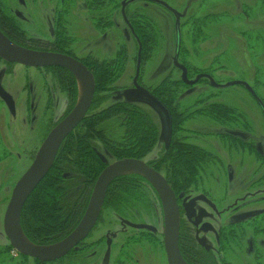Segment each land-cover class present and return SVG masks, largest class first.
Returning <instances> with one entry per match:
<instances>
[{
  "label": "flooded vegetation",
  "instance_id": "obj_1",
  "mask_svg": "<svg viewBox=\"0 0 264 264\" xmlns=\"http://www.w3.org/2000/svg\"><path fill=\"white\" fill-rule=\"evenodd\" d=\"M122 1L36 0V9L33 15L36 19V15L42 13L43 18H41L40 24L36 20L39 24L37 27L25 28V32L30 34V37H26L24 30L17 25L16 20L3 12L4 3L3 0H0V31L11 42L24 49L42 53L62 54L76 59L87 67L93 74L94 79L95 73L98 71L97 67L101 66L102 68V66L109 65L116 69L118 63L124 57V71L118 73L112 82L104 84V86H109V90L105 94L108 99L105 100L103 106L106 107L118 101L120 97L125 100L124 92L134 89L136 87L135 83H137L159 99L170 111L173 126L170 146L167 148L161 139V119L152 109L158 115L156 117L159 120L158 125L160 127V141L156 147L157 149H159V146L161 148L150 158L149 156L155 148L146 153L143 158L136 160L145 162L149 167L160 173L175 195L179 213L177 250L180 256V264H264V125L262 124L263 126L260 128L257 127L258 131H256L247 110H238L223 102L215 103L209 107H202L203 102L198 101L193 104L192 111H190L191 106H182L184 110L180 111L177 116L183 124L177 126L175 119L178 120V118L172 107L178 105L179 102L169 106L153 93L157 86L165 81L161 86H169V72L160 83L147 84L149 81H141L140 71L143 67V61L141 49L138 45L139 39L133 25L138 21L154 24L148 11L151 3H145L141 9L136 4L140 2L126 4V1ZM131 5H135L133 11H127V7ZM43 6H50V8L42 9ZM119 12H121V15L123 14L125 22L123 28L120 26L125 45L119 46L118 44L114 54L110 51L107 58H98L100 56H96L93 52L80 58L79 53L83 51L82 48L85 44L96 41L93 39V34L95 35L101 30H111L118 27L117 18L113 14ZM49 22L52 25V33L47 36L45 33L50 29ZM90 23L94 28L93 33ZM194 30H198L197 33H199L204 28L194 25ZM209 35L210 41L206 44H202L199 41L200 39H197L195 42H199L194 44L196 51H199V49L209 51L208 60L213 66V64L218 63L217 53H212L209 44L212 43L215 34L211 32ZM178 41L180 42V40ZM129 43H135L137 47L136 72L132 79V87L119 84L127 71L129 63L126 49L127 46L129 47ZM181 52L182 47L179 43V49L176 46L173 59L174 67L182 74L181 82H177V86L194 87L199 85L202 80H206L205 85L210 82L212 86H223L221 82H212L215 79V73L219 70L227 71L222 65H216L213 69H211V66L201 68L197 72L200 73V79L197 78L196 81L189 79L186 62L180 59ZM176 58L178 65L186 70L188 81L195 82L193 85L186 84L183 81V70L175 65ZM0 65V88L9 95L14 106L12 111L6 99L0 94L2 116L7 121H5V124L0 123V133L3 136L1 138L5 142L6 140L9 142L7 148L4 147L3 153L6 156L18 155L19 151L13 149L16 147L17 142L24 141L25 132L29 130L27 136L33 134V138L40 142L36 155L34 154L36 158L49 134L76 107L77 103L74 105L73 95L74 92L77 94L78 89H80L78 79L62 67H31L7 61L1 57ZM19 68L31 71L29 75L32 76V80L23 85L24 92L26 91L24 99L17 97L8 88L9 83L6 81L11 75H18L17 70ZM47 74L49 79L55 80V83L58 82L60 86H47L49 85ZM68 82L71 83V86H65V83L68 84ZM242 85L250 88L248 84ZM249 92L256 99L257 106L264 114L263 101L257 98L253 89L250 88ZM64 96L66 101L69 100L73 105L68 104V106L66 104L69 111L65 109L48 132V125L44 126L43 117L45 118L48 111L55 114L61 104L60 100ZM233 109H236L238 114H235ZM198 110L203 111L202 115L197 114ZM183 114L193 116L189 119L190 117H185ZM85 118L64 139L62 144L82 125ZM191 120L192 122L198 120L197 128L187 125ZM10 124L13 128L11 131ZM17 125L19 126L17 127ZM210 126L217 131L208 132L211 129ZM254 130L258 134H253L252 131ZM43 132H45V135H43ZM108 135L112 136L109 132ZM255 137H258V140ZM173 141L176 144L170 154L166 155ZM34 150L35 148L31 152ZM94 150L98 156L102 157L101 160L106 163L105 169L109 165L106 162L105 155L109 153L101 144H98L97 147L94 146ZM250 155L257 156V164L249 163ZM72 183L75 185L68 196L71 198L74 194L79 195L84 186L82 181ZM126 184L131 185L130 183ZM132 185L128 187H132L133 196L126 198L125 202L121 200L110 201L106 204L105 197L100 215L93 229L65 257L53 262H41L31 259L35 260L37 264H57L67 259H69L68 264H171V255L167 247V214L163 201L152 184L143 176L134 173ZM141 188L144 189L146 194L141 192ZM147 194L149 198L146 196ZM91 196L80 221L87 211ZM72 204L67 203L68 209ZM63 206L64 204L62 205L59 202L58 209H63L62 212H64ZM104 211H110L114 216L123 218L120 223L122 228L118 226L116 229L107 230L96 241H93L92 235L95 234L97 227L102 224ZM153 214L156 222L144 221L146 217ZM75 228L62 240L50 244L63 241ZM91 248H97V250L90 252ZM86 256L89 258L88 262L82 261L80 263L78 261L79 258H85ZM105 257H108V260L111 259V261L106 262Z\"/></svg>",
  "mask_w": 264,
  "mask_h": 264
},
{
  "label": "rangeland",
  "instance_id": "obj_2",
  "mask_svg": "<svg viewBox=\"0 0 264 264\" xmlns=\"http://www.w3.org/2000/svg\"><path fill=\"white\" fill-rule=\"evenodd\" d=\"M124 1H126V4L130 2H140L136 4L141 7V9L145 3H151L149 4L148 11L153 18L154 25L160 37L158 39V50L146 60L145 63L143 62V67L140 71L141 81H149L147 84L160 83L169 72L170 88H173L177 96L173 103L179 102L178 105L172 107L176 116L180 114V111L182 112V110H184L182 106H191L190 108L192 109L190 111H192L194 107L193 104L198 101L203 102L202 107H209L215 103L223 102L238 110H247L251 122H253L256 127V131H258L257 127L260 128L264 125V114L257 106L256 99H254L249 92L250 88L253 89L257 98L264 103V0H123L122 2ZM3 3V12L7 13L11 18H14L17 25H19L24 32L26 27H37V25L41 23L40 20L43 18L42 13H40V15L37 14L36 19L33 15L36 9V0H3ZM126 4L125 6H127ZM134 6L135 5L127 7V11H133ZM48 8H50V6L42 7V9ZM113 16L117 18L118 27H114L115 29L111 30H101L99 33L93 34V39L96 41L94 43L85 44L84 48H82L83 51L79 53L80 58L91 52L96 56H100L98 58H107V54L110 51L114 54L118 44L119 46L125 45L121 29L125 24L123 14L121 15V12H119L113 14ZM48 25L50 29L45 34L50 36L52 33L51 22H49ZM194 25H199V27H203L204 30L197 33L198 30H194ZM90 28L93 33L94 28L92 24ZM211 32L215 34V36H213V41H211L212 43L209 44V47L213 54L217 53L218 61V63L213 64V66L208 60L209 51L204 49L196 51V46L194 44L199 41L202 44H206L210 41L209 33ZM25 36L30 37V34L25 32ZM178 36L180 37L179 40L182 47L180 59L186 62L185 65L189 79L193 81H196L197 78L200 79V73L197 72L201 68H208L211 66V69H213L216 65H222L227 71L219 70L215 73V79H213L212 82H221L223 86H212L210 82L205 85L206 80L200 81V84L194 87L176 85L177 82H181L182 76L181 72L173 65ZM197 39L200 40L195 42ZM126 49L129 63L127 71L119 84L121 83L123 86L132 87V79L136 72L137 47L135 43H129V47L127 46ZM30 73L31 71L19 68L17 70L18 75H11L6 80L7 83H9L8 88L12 90L17 97L19 96V98L24 99L26 91L24 92L23 85L32 80V76L29 75ZM210 77L212 76L210 75ZM47 78L49 79L48 74ZM236 82H241V84L235 85ZM48 84L47 86H60L59 83H55L53 79H49ZM242 84H248L250 88ZM65 86H71V83H65ZM78 90L79 93L77 92L76 94V92H74L73 95L74 105L79 102L81 97V91L80 89ZM103 94L107 93L104 92ZM60 101L61 104L55 114L48 111L45 118L43 117V124L44 126H46V124L48 125V132L55 120L65 109H68L66 104H71L69 100L66 101L65 96ZM141 106L149 111L158 123L159 120L156 117L158 115L148 106ZM1 108L2 107H0V123L5 124L7 121L6 119L4 120L2 116L3 110ZM233 111L235 114H238L236 109H233ZM202 112V110H198L197 114L202 115ZM183 116L190 117L189 119H191L193 115L188 116V114H183ZM177 118L178 121L176 125H182L183 123L179 120L178 116ZM197 124H199L198 120L196 122H192L191 120L187 123V125L192 128H197ZM18 126L19 125H17V127ZM9 127L11 131L13 129L12 125L10 124ZM210 128L208 132L217 131L211 126ZM255 130L252 132L256 135L258 133H255ZM28 131L29 130L25 132L24 141L17 142L16 147L13 149L18 150L19 154L8 156L3 153V149L4 147L7 148L9 142H7V140L5 142L1 138L3 136L0 133V264H37L35 260L18 254L10 246L3 228L5 212L11 199L13 189L32 165L40 143L33 138V134L27 136ZM16 132L18 133V131ZM43 135H45V132H43ZM111 137H114V135L112 134ZM255 139L258 140V137H255ZM34 148L35 152H31ZM158 148L160 149L161 147L159 146ZM159 149L155 147L149 158ZM105 156L107 163L111 164L114 162L112 156L109 154ZM257 160L258 158L256 155H250L249 163L257 164ZM78 181H80L79 177H75V179L73 177L74 183ZM141 192L146 194L142 188ZM76 196L77 194L73 195L74 198ZM146 196L149 198L148 194ZM153 216L154 214L146 217L144 221L156 222ZM122 219L123 218L114 216L110 211H106L103 215L102 224L97 227L95 234L93 233L92 235L93 241H96L97 238L107 230L116 229L118 226L122 228L120 225ZM94 250H97V248H91L90 252ZM68 260L69 259L60 261L57 264H68ZM88 260L89 258L86 256L85 258H79L78 261L81 263L82 261L88 262ZM105 261L110 262L111 259L108 260V257H105Z\"/></svg>",
  "mask_w": 264,
  "mask_h": 264
},
{
  "label": "trees",
  "instance_id": "obj_3",
  "mask_svg": "<svg viewBox=\"0 0 264 264\" xmlns=\"http://www.w3.org/2000/svg\"><path fill=\"white\" fill-rule=\"evenodd\" d=\"M133 28L139 39L142 61L145 62L158 50L159 32L150 22L138 21ZM124 68V57L116 69L109 65L97 67L96 93L90 112L82 125L62 144L51 169L27 200L21 215V227L32 243L46 246L60 241L80 221L96 179L106 166L101 160L102 157L94 150V146L103 145L114 161H118L141 159L158 145L160 127L153 115L140 104L125 101L120 97L118 101L103 106L108 99L103 93L109 90V86L104 84L112 82ZM101 84L103 87L99 86ZM161 85L153 93L170 106L177 96L173 88H170V84ZM177 121L175 119V122ZM108 132L114 137H110ZM175 144L173 141L166 155L170 154ZM73 175L74 179L79 177L84 183L81 192L75 198L68 197L74 187ZM132 183L133 174L118 177L107 192L106 204L110 201L125 202L126 198L132 197V187H128L133 186ZM59 202L64 204V212L63 209H58ZM68 202L73 203L70 209L67 206Z\"/></svg>",
  "mask_w": 264,
  "mask_h": 264
},
{
  "label": "water",
  "instance_id": "obj_4",
  "mask_svg": "<svg viewBox=\"0 0 264 264\" xmlns=\"http://www.w3.org/2000/svg\"><path fill=\"white\" fill-rule=\"evenodd\" d=\"M179 40V36H178ZM179 41L177 49H179ZM178 51V50H177ZM0 57L7 61L17 62L26 66H56L70 71L79 78L83 85V91L74 110L49 134L42 144L35 160L30 168L17 182L8 203L3 228L10 245L19 254L39 260L41 262H53L65 257L74 247L84 240L95 226L100 215L108 188L118 178L127 174H139L147 179L157 191L163 201L167 214V247L171 255V264H180V256L177 250L179 213L176 198L164 177L145 162L136 159H122L107 165L101 172L95 184L87 211L75 230L63 241L52 245H36L24 234L21 227V215L27 200L39 185L41 180L51 169L60 146L64 139L81 123L87 115L95 94V79L93 74L76 59L53 53H42L24 49L11 42L0 31ZM183 70V81H188L186 70ZM241 84L236 82L235 85ZM135 88L124 92L126 101L145 105L153 109L161 119V139L168 148L171 143L173 126L170 111L163 103L149 91L135 83ZM0 94L6 99L13 111L12 100L2 88ZM177 252H176V250Z\"/></svg>",
  "mask_w": 264,
  "mask_h": 264
},
{
  "label": "bare ground",
  "instance_id": "obj_5",
  "mask_svg": "<svg viewBox=\"0 0 264 264\" xmlns=\"http://www.w3.org/2000/svg\"><path fill=\"white\" fill-rule=\"evenodd\" d=\"M78 79V82H79V87H80V91H81V94H82V91H83V85H82V82H81V80L79 79V78H77Z\"/></svg>",
  "mask_w": 264,
  "mask_h": 264
}]
</instances>
